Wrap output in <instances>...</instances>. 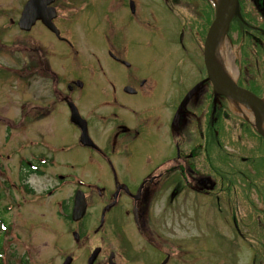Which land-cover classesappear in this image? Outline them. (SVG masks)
Segmentation results:
<instances>
[{
  "label": "flooded vegetation",
  "instance_id": "flooded-vegetation-1",
  "mask_svg": "<svg viewBox=\"0 0 264 264\" xmlns=\"http://www.w3.org/2000/svg\"><path fill=\"white\" fill-rule=\"evenodd\" d=\"M28 1L22 0L19 16ZM39 1L34 6L54 27L39 17L20 30V72L28 87L17 120L25 128L24 151L7 165L6 185L16 201L46 197L39 199L54 207L46 226L55 237L40 259L11 251L0 264H168V186L180 187L185 198L214 197L218 213L223 199L237 250L252 251L253 238H260L255 249L264 258V143L258 157L233 141L231 122L246 133L248 122L217 91L204 62V40L221 1ZM193 3L199 14L180 9ZM227 24L225 36L238 57L234 82L264 100V0H236ZM143 25L152 45L167 46L151 56L152 64L164 56L159 70L141 71L135 63ZM168 40L194 68L174 107ZM36 78L39 89L30 94ZM84 131L87 140H81ZM62 184L72 189L59 199ZM77 193L85 211L75 220ZM197 239L176 247L182 264ZM253 256L240 263L254 264Z\"/></svg>",
  "mask_w": 264,
  "mask_h": 264
},
{
  "label": "rangeland",
  "instance_id": "rangeland-1",
  "mask_svg": "<svg viewBox=\"0 0 264 264\" xmlns=\"http://www.w3.org/2000/svg\"><path fill=\"white\" fill-rule=\"evenodd\" d=\"M21 3L22 0H0V220L6 226L5 229L0 228V251L4 255L3 258H6V255H9L11 251L28 250L31 256L37 260L41 258L40 255H43L48 249L50 250L54 242L55 232L53 233L46 226L53 215L54 207L48 206L46 199L43 206L40 199L46 197L41 195L40 199L37 196H25L16 201L19 196L16 197L15 190L7 188L6 185L7 165L14 164L15 159L24 151L22 137L25 128L22 123L17 121L20 116V104L28 88L25 77L20 72L22 68V34L17 26V20ZM195 6L197 4L193 3L186 9H180L183 12L187 11V14H199L201 11L200 9L196 10ZM203 11L208 16L206 9ZM171 26L172 23L168 22V30L170 29L173 33ZM142 27L140 57L135 59L136 61L134 56L131 59L140 65L141 71L149 72L150 66L159 70L164 65V56L157 55L155 64H152L151 56L155 51H165L167 46L161 42H157L156 47L152 45L149 27H144V25ZM225 30L226 27H223L220 45L231 69L229 79L234 81L233 66L234 62L238 60L237 49L235 47L229 48ZM173 38L174 34L172 41ZM170 42L168 40V99H170V105L174 107L181 95L189 88L190 84L187 83L186 77L194 68L190 64L191 61L183 55L184 49H181L180 53L176 55L174 50L177 48ZM38 83L37 78L31 80L33 91L29 92L30 94L37 93ZM237 113L240 114L239 111ZM227 124L229 125V121ZM248 126L252 132L250 135L245 130L239 129L238 124L231 122L230 128L235 127L232 130L233 141L237 143V146H247L245 148L247 155L249 154L248 147L252 149L253 154L254 151L258 154L261 152L259 143L262 139V133L252 123H248ZM225 141H229V139ZM233 141L231 139V142ZM71 189L72 185L62 184L59 186L55 197L66 198L71 194ZM254 194L252 193L253 203L261 207L263 204L256 200ZM210 200L214 201V197L203 198L192 193L190 197L185 198L180 187L168 186V244H171L169 249L172 250L170 251L171 260L168 264H182L179 260L182 255L175 251L176 247L181 248L179 245L184 243L186 239L196 238H198L196 240L197 246L189 249L183 258L186 259L187 264H241L240 262L249 260L251 256L253 259L255 254L256 261L254 264H264V258L255 249V244L260 242V238H253L252 251L245 250L246 248L237 250L234 237L230 233L232 226L230 219L227 215L224 216L226 208L223 207H226L228 203L220 199L217 204L222 207L223 211L218 213L214 203ZM234 205L240 204L235 202ZM42 212L45 213L44 216ZM236 220H240L239 217H236ZM254 229H256L255 225Z\"/></svg>",
  "mask_w": 264,
  "mask_h": 264
},
{
  "label": "water",
  "instance_id": "water-1",
  "mask_svg": "<svg viewBox=\"0 0 264 264\" xmlns=\"http://www.w3.org/2000/svg\"><path fill=\"white\" fill-rule=\"evenodd\" d=\"M39 0H29L24 9L21 12V15L18 20V26L20 29H28L36 19L39 17L43 19L45 25L48 28L54 27L52 23L45 20L40 14L39 9L34 5L39 3ZM236 4V0H222L216 10L215 17L209 26L207 31L205 41H204V62L207 71L209 80L221 90L219 93L228 96L231 99L240 101L245 105H248L251 108L257 109L264 113V101L254 95L253 93L238 87L232 80L224 76L213 66L212 61V49L213 43L220 26L227 20V17L233 11V7ZM226 90H225V89ZM77 122V120H74ZM258 130V129H257ZM259 131V130H258ZM89 139L86 135V132H82L81 140ZM85 210V202L83 196H79V193L76 194L74 199V206L72 210V218H80Z\"/></svg>",
  "mask_w": 264,
  "mask_h": 264
},
{
  "label": "bare ground",
  "instance_id": "bare-ground-1",
  "mask_svg": "<svg viewBox=\"0 0 264 264\" xmlns=\"http://www.w3.org/2000/svg\"><path fill=\"white\" fill-rule=\"evenodd\" d=\"M218 1L220 2L222 0H218ZM225 23H226V20L220 26V28L218 29V32L216 33L214 43H213V49H212V61H213V66L216 68V70H219L220 73H222L224 76L229 78L230 71L228 68L227 60L224 56V53L220 45L221 35H222L221 33H223L221 31L223 27L225 26ZM231 105L233 108H235L236 111H239L241 115L248 118L255 125V127L260 132H262V134L264 135V113L262 114L257 109H248L244 105L233 102V101L231 102Z\"/></svg>",
  "mask_w": 264,
  "mask_h": 264
},
{
  "label": "trees",
  "instance_id": "trees-1",
  "mask_svg": "<svg viewBox=\"0 0 264 264\" xmlns=\"http://www.w3.org/2000/svg\"><path fill=\"white\" fill-rule=\"evenodd\" d=\"M247 134L250 135L252 134V132L250 130L247 131ZM258 136V135H257Z\"/></svg>",
  "mask_w": 264,
  "mask_h": 264
}]
</instances>
